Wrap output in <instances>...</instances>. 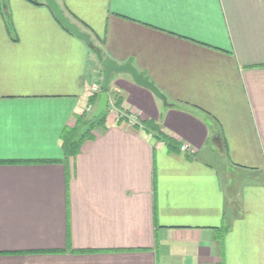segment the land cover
Here are the masks:
<instances>
[{"label": "crops", "instance_id": "obj_1", "mask_svg": "<svg viewBox=\"0 0 264 264\" xmlns=\"http://www.w3.org/2000/svg\"><path fill=\"white\" fill-rule=\"evenodd\" d=\"M56 1L95 49L0 0V264H264V0ZM105 57L167 102L90 119Z\"/></svg>", "mask_w": 264, "mask_h": 264}, {"label": "water", "instance_id": "obj_2", "mask_svg": "<svg viewBox=\"0 0 264 264\" xmlns=\"http://www.w3.org/2000/svg\"><path fill=\"white\" fill-rule=\"evenodd\" d=\"M30 2H36L37 0H28ZM43 2L50 8L57 21L70 33L83 40L88 46H92L90 35L82 31L75 23H73L64 11L59 6L56 0H43ZM2 6L6 7V0H1ZM101 67L103 69V80L101 92L99 94L98 101L96 103L95 110L90 119L98 117L101 113L108 110V87L110 83V77L112 73L122 74L126 73L131 76L133 82L139 86L148 89L154 96L161 99L165 103L167 102L166 96L162 94L148 79H146L141 73H139L135 67L130 63L119 64L109 57H105L101 61Z\"/></svg>", "mask_w": 264, "mask_h": 264}, {"label": "built area", "instance_id": "obj_3", "mask_svg": "<svg viewBox=\"0 0 264 264\" xmlns=\"http://www.w3.org/2000/svg\"><path fill=\"white\" fill-rule=\"evenodd\" d=\"M98 91V88L96 87V88H94V91ZM181 150H185V147H181Z\"/></svg>", "mask_w": 264, "mask_h": 264}, {"label": "trees", "instance_id": "obj_4", "mask_svg": "<svg viewBox=\"0 0 264 264\" xmlns=\"http://www.w3.org/2000/svg\"><path fill=\"white\" fill-rule=\"evenodd\" d=\"M91 47H93V45L91 46ZM94 48V47H93ZM95 49V48H94Z\"/></svg>", "mask_w": 264, "mask_h": 264}]
</instances>
